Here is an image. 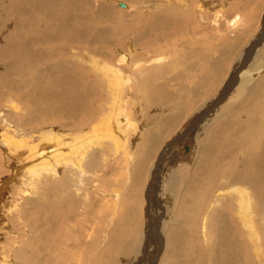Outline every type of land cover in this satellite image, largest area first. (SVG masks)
<instances>
[{
    "label": "bare ground",
    "instance_id": "bare-ground-1",
    "mask_svg": "<svg viewBox=\"0 0 264 264\" xmlns=\"http://www.w3.org/2000/svg\"><path fill=\"white\" fill-rule=\"evenodd\" d=\"M22 1L14 0L10 6H6L8 13L14 10L13 14H17ZM27 1L33 8L35 20L32 21L38 24V18H45L46 21L48 19V27L53 30L51 34L61 32V35L50 43L57 48L56 62L53 66L45 63V69L48 68L47 71L44 69L45 73L41 65V69L39 65L33 67L34 71L31 70L29 74L32 77L31 82L30 76L25 77L27 74L22 73L20 67L24 62L32 60L36 53H30L32 46L38 47V57H48L44 52L48 45L45 41L48 32L38 30L39 25L36 24L37 28L27 20L22 25L19 23L20 16L19 21L13 19L16 23L15 33L20 42L16 43L13 38H5L0 34V148L3 152L1 155L12 160L7 158L11 161L9 174L0 180V186L4 182L9 183L0 190V212H13L16 207L20 208L18 211L15 209L19 212L18 222L22 227H28L25 230L27 244L24 249H11L9 261L0 258V264H264V105L258 102L255 113L251 115L249 111L247 117L241 120L244 122L236 124L240 126L239 132L232 131V119L227 113L229 104L225 105L226 100L230 102L236 97L242 98L253 88L254 91L250 93L251 97L249 96L251 99L246 103V109L250 108L252 99L260 97L259 93L263 91L262 86L253 85V81L264 74V66L260 64V69L255 70L251 67L252 63H246L247 58L242 64L247 52L241 57L239 55L240 61L227 74L218 93L213 96L214 92L212 98L208 97L207 99H211L206 100L196 110L192 108L193 113L187 118L188 121L183 123L169 140L160 144L157 153L153 151L154 146L159 145L158 129L160 133L163 132L164 123L157 120L162 111L153 112L155 108L148 99L149 93L145 89L141 90V86L149 84V78H155L158 74L161 75H158L161 77L158 78L159 82L165 81L163 70L169 69L170 65H174L172 60L181 56L179 52L173 51L170 46L172 39L167 35L174 33L177 36V48L179 39L186 38L188 31L193 32L189 30L190 26L201 24L205 11L203 4L208 6L207 1L197 0L193 7V0H136L134 5L137 8H143L144 12L153 14L149 16L152 22L149 28L152 33L142 28L143 26H138V29H143L141 31L136 29L127 32L128 25V30L125 31L127 34L123 31L127 36L122 38L114 34L121 24L114 25L121 21L115 19L113 5L105 3L107 0H71L74 4L67 3L66 8L69 9L65 12L61 11L62 0ZM222 4L220 2L218 6L222 7ZM86 5L90 9L94 7L92 11H96L94 14H97V18L92 19L90 11L89 14L83 11L87 8ZM24 6L26 8V5ZM219 8L217 15L221 16L222 11ZM30 9L29 7L28 10ZM21 15L25 16L24 13ZM144 16L138 12L132 21L140 23L142 17L145 19ZM0 17L4 18L3 15ZM238 19L237 15L228 24L235 25ZM95 22L106 25L93 28L92 24ZM60 23H64V26L61 27ZM109 23L112 26L108 25ZM260 24L261 27L256 29L258 32H255L251 42L244 48L255 55L264 52V15L260 17ZM23 26H27L26 30L28 27L36 28V41L26 42L27 38L22 32ZM121 27L123 29L125 25ZM105 31L112 32L113 39L110 37L111 33L104 35ZM92 35L99 36L97 42ZM165 36L167 41L163 38ZM197 36L198 34H195V37ZM202 38L205 40L204 35ZM257 39H261L262 44L259 42L253 46ZM252 42L254 43L251 45ZM94 44L98 47L94 48ZM209 47L206 48L212 53L215 49L211 44ZM76 49L97 56L89 55L92 56L90 59L86 57V65H89L85 67L78 62L74 53ZM67 50H72V60L67 58L65 63L63 57L59 56ZM28 53L33 56L30 58ZM83 57H79V60ZM170 57L174 59L171 60ZM211 59L212 54L208 56V71L210 67L217 68ZM36 60L39 62L40 59L36 57ZM36 60L35 63H38ZM199 61L195 62L196 66L191 67L195 69L193 71L198 70ZM29 65L23 66L28 68ZM179 68L176 67V70ZM219 73L217 69L214 82L219 78ZM37 79L42 81V87L38 85ZM238 80L242 81L243 87L234 95ZM30 82L32 85L37 82L38 90L36 88L35 97L32 98L31 95V100L25 101L23 94L19 92L20 86H28ZM240 91L242 92L239 93ZM192 92L189 91L191 94ZM230 95L231 97H228ZM163 96L169 100L165 93ZM134 99H137L136 104H131ZM4 102L7 111L2 107L4 104L1 105ZM20 102L26 106L30 104L33 108L24 111L20 107L19 112ZM237 104L230 103L234 109L238 107ZM159 108L161 107L156 110ZM149 110L151 112H148ZM161 110L164 112V109ZM21 112H24V117ZM145 112L150 116L144 114ZM143 114L148 116V120L140 122L139 117ZM6 115L19 118L17 123L20 120L21 126L13 125ZM26 115L31 117L26 118ZM175 116L171 115L163 121H170ZM25 125L34 127L29 129ZM184 133H187L184 139L188 140V151H185V145L182 144L181 135ZM237 136L243 138L239 139ZM175 137L182 141L176 145L170 144L168 141L174 140ZM128 140L133 144H126ZM110 146L115 153L125 149L123 155H120L122 160L118 158L120 163L117 164L121 165V169L117 176H122V181L123 178H129L124 186V194L125 198L131 199L123 207L124 214L117 220L114 219L115 214H107L111 212V208L107 206H115L114 201L106 202L107 199L115 197L116 201L124 203L123 186L121 185V191L120 182L115 184V188H106L107 172L114 163L106 164L107 155L103 149ZM176 148L174 158L169 162L170 157L166 159V153ZM147 168L150 169L148 174ZM186 172L192 173V181L187 179L190 175L185 177ZM9 176L13 181L7 180ZM182 183L193 190L196 186L192 184H208L209 192L205 190L206 186L204 192L199 189L201 196L195 195L194 201L190 197V189H186L184 202L181 203L178 198L180 205L175 194L183 186ZM142 189L143 204L138 205L142 201L139 196ZM8 192L17 195L21 203L8 204L4 199ZM116 205L115 208L119 204ZM140 208H143L141 213ZM138 212L141 217L142 212H145L146 224L143 226L140 225L143 221L140 224L138 222ZM35 215L37 218L31 219V216L35 218ZM180 216L182 217L179 218ZM166 222H169L168 227ZM37 231L38 237L35 234ZM187 231L196 233L197 243L191 233L187 236ZM140 234L142 235L139 238ZM127 236L129 241L126 240ZM136 236L140 239L138 245L133 241ZM186 250L196 252L194 261L183 257L185 255L182 251Z\"/></svg>",
    "mask_w": 264,
    "mask_h": 264
},
{
    "label": "rangeland",
    "instance_id": "rangeland-1",
    "mask_svg": "<svg viewBox=\"0 0 264 264\" xmlns=\"http://www.w3.org/2000/svg\"><path fill=\"white\" fill-rule=\"evenodd\" d=\"M38 1H42V0H38ZM63 1L64 0H62L61 1V8L63 9V10H61V11H63V12H65V11H67V9H69V8H66L67 7V3H69V4H71V5H73L74 3H73V1L71 2V0H65L64 1V3H63ZM66 1H68V2H66ZM70 1V2H69ZM86 1H89V0H86ZM93 1H96V0H93ZM100 1H103L104 2V0H100ZM106 1V0H105ZM110 1V2H109ZM145 1V0H144ZM205 1H207V5L208 6H206L205 4H203V11H204V14L202 15V21H201V24L200 25H192V26H190V28H189V30H192L193 32H191V31H188V36H187V34L185 35L186 36V38L185 37H181V39H179L180 40V43L178 44V49L176 48V45H175V42L178 40L177 39V36H175L174 35V33H171V34H173L172 36H171V34L170 35H167L168 36V38H170V40L172 39V41H170V46L172 47V49H174L173 51L174 52H176V53H180V55L181 56H178V58L177 59H175V60H172V59H174L173 57H170V59L172 60V63L174 64V65H176V67H180L178 70H176V67H174V65H170L169 67V69H165V70H163L164 71V75L166 76V79H165V81H161V82H159L160 81V79H158V78H161V77H158V75H160V74H158L155 78H149V80H150V82H149V84L148 83H146V84H143L142 86H141V90H143V89H145V91L146 92H148L149 94V97L150 98H148V99H150L151 100V103L153 104V106H154V108H155V111H153L154 113L156 112V111H162V113H161V115H159V116H157V120L160 122V123H164L162 126H163V132L162 133H160V130L158 129V131H157V134H159L158 135V138H159V145L158 144H156V145H158V147L157 146H154V148H153V151H154V153L156 152H158L159 151V146H160V144L162 143V142H164V141H167V140H169L170 138H171V136L179 129V128H181L182 127V124L183 123H186L187 121H188V119L187 118H189V116L193 113V109L194 110H196L198 107H200V105H202V103L204 104L205 103V101L206 100H210L212 97V94L215 92V94H213V96L214 95H216L217 93H218V91H219V89H220V87H221V83L224 81V79H225V77L227 76V74L238 64V61H240V57L244 54V53H246V55L244 56V61L242 62V64L243 63H245V61H246V58H247V61H246V63H252L251 64V67L253 68V69H260L259 68V66H260V64L261 65H263L264 66V52L262 53V54H259V55H255L254 53H250L249 52V49H247V50H245L244 48H245V46H247V44H249L250 42H251V38L258 32V31H256V29L258 30V28L257 27H261V24H260V17L261 16H263L264 15V0H205ZM221 3H223L222 4V7L221 6H218L219 4H220V2ZM23 2H25V4L23 3ZM27 0H23L21 3H20V6H19V8L17 9V14H13L14 13V10H11V12L12 13H8V8L6 7V6H10L12 3H14V0H0V10H2L0 13L4 16V18L2 17H0L1 19H2V21H1V19H0V34H3L4 36L3 37H11V38H13V40H14V42H16V43H18V42H20V40L17 38V36H16V29L14 28V26L16 25V23H14V20L13 19H15V20H17V21H19L18 19H19V17L21 16V18H20V21L21 22H19V23H22V25L25 23V21L27 20L29 23H31V25H33V26H35V27H37L38 25V30H43V31H47L48 32V36H47V38L45 39V41L46 42H48V45L44 48V52H46V55L48 56L47 58H45V57H38L39 55V51H37L38 50V47H36V46H32V48H33V50H32V48H31V50H30V53H32L33 51H35L36 53L34 54V56L32 55V54H29L28 53V55H29V57L31 58L32 56V60H33V62H32V60L31 61H29L27 58V60L29 61V62H24V64H22L21 65V67H20V71L22 72V73H24V72H26V76L25 77H29V80L31 81L32 80V77H31V75H29V74H31V72L32 71H34L33 70V67H37V65H39V68H40V65H41V67H44V68H42L43 70L46 68V66L45 65H51V66H53L54 65V63L56 62V54L57 53H55L56 51L55 50H57V48L54 46V45H52V44H50L51 43V41L52 40H54L55 38H57V37H59L60 35H61V32H59V34L58 33H54V34H51V31H53L50 27H48V26H50L49 25V20L47 19V21L45 20V18H38V24L36 23V21H34L35 19H34V17H33V8H32V6H31V4L28 2ZM135 2H136V0H107L105 3H109V4H112L113 5V12H114V14H113V16L115 17V19L116 20H120L121 22H117L114 26H117V25H120L121 24V26H124L125 25V29L123 30L122 29V27L120 26L118 29H117V32L116 33H114L115 35L117 34L118 35V37H120V38H122L125 34H127V32H130L131 30L132 31H134V30H139V31H141V30H143L142 28H144V29H146L147 31H149V32H151L152 33V31H151V29L149 28V25H150V23H152V22H150V17L149 16H151V15H153L152 13H149V12H147L146 13V11L144 12L142 9L143 8H137V6H135L134 4H135ZM228 2V3H227ZM27 3V4H26ZM121 3H123V5H126V7L125 6H123ZM196 3H197V0L195 1V0H193V7L196 5ZM26 5V8H25V6L24 5ZM64 4V5H63ZM133 4V5H132ZM205 5V6H204ZM28 6V7H27ZM64 6V7H63ZM128 6V7H127ZM212 6L214 7V8H212ZM29 7L32 9H30V11L28 10L29 9ZM87 7V8H86ZM211 7V8H210ZM220 7V8H219ZM85 8L86 9H84L83 10V7H81L80 9L81 10H83L85 13H88L89 14V11H90V14H91V16L92 17H90V18H92V19H94V18H97V14H94L96 11H92V8L94 9V7H92L91 9L89 8V6H85ZM207 8V9H206ZM218 8L219 9H221L220 11H222V15L221 16H218L217 15V13H218ZM24 9H25V11H24ZM64 9H66V10H64ZM4 10V11H3ZM72 11L74 10V9H71ZM87 10H88V12H87ZM141 10V11H140ZM224 10V11H223ZM28 11V12H27ZM24 13L25 14V16H23V15H21L22 13ZM91 12H93V13H91ZM136 12V13H135ZM138 12H140L141 14H142V16L143 15H145L144 16V20H143V17L141 18V21H140V23H138L137 21H136V23L135 22H133L132 20H133V17H136V15H137V13ZM216 12V13H215ZM20 13V14H19ZM31 13V14H30ZM164 13V12H163ZM251 13V14H250ZM262 13H263V15H262ZM0 14V16H2ZM27 14V15H26ZM88 14H86V15H88ZM135 14V15H134ZM151 14V15H150ZM216 14V15H215ZM19 15V16H18ZM30 15H32V17H30ZM164 15V14H163ZM163 15H161V16H163ZM224 15V16H223ZM239 16V19L237 20V22L235 23V25H229L228 23L230 22V20H233V19H235L236 18V16ZM261 15V16H260ZM13 17V18H10V17ZM147 16V17H146ZM216 16H218V17H216ZM251 16H253V18L251 17ZM30 17V18H29ZM214 17V18H213ZM220 17V18H219ZM28 18V19H27ZM131 18V19H130ZM162 18V17H161ZM3 19H4V21H3ZM9 19H11L10 21H9ZM32 19H34L33 21H32ZM148 19V20H147ZM31 20V21H30ZM128 20V21H127ZM215 20H218V22L216 21L215 22ZM131 21H132V23H131ZM147 21V22H146ZM4 22V23H3ZM35 22V23H34ZM126 22V23H125ZM143 22V23H142ZM145 22V23H144ZM123 23H124V25H123ZM138 23V24H137ZM142 23V24H141ZM239 23V24H238ZM35 24V25H34ZM36 24H37V26H36ZM61 25V27H63L64 26V23H60ZM99 24V22L98 23H93L92 24V26H93V28H100V26H102L103 25V23L102 22H100V24ZM136 24V26H134ZM228 24V25H227ZM1 25H3V26H1ZM11 25V26H10ZM104 25H106V24H104ZM103 25V26H104ZM108 25H111V23H109ZM129 25V26H128ZM145 25V26H144ZM252 25V26H251ZM258 25V26H257ZM43 26V27H42ZM45 26H46V28H45ZM112 26V25H111ZM113 26V27H114ZM128 26V27H127ZM138 26H143L142 28L141 27H139L140 29H138ZM24 27V26H23ZM26 27L27 26H25L24 28H23V36L24 37H26L27 39V43H29V41H36L37 40V38H36V36L38 35V32H37V30H36V28H34V27H28L27 28V30H26ZM129 29H127V28ZM129 27H131V28H129ZM45 29V30H44ZM199 29V30H198ZM100 30V29H99ZM98 30V31H99ZM128 30V31H127ZM245 30V31H244ZM31 31V32H30ZM104 31V30H103ZM125 31H127V32H125V34H124V32ZM236 31V32H235ZM242 31V32H241ZM249 31V32H248ZM8 32V33H7ZM195 32V33H194ZM256 32V33H255ZM6 33V34H5ZM111 33V34H110ZM248 33V34H247ZM29 34H31V35H29ZM45 34H46V32H45ZM105 34H110V37L113 39V33L112 32H107V31H105V33H104V35ZM193 34V35H192ZM195 34H198V36L197 37H195ZM112 35V36H111ZM203 35L205 36V40H203ZM125 36H127V35H125ZM167 36H165V37H163V38H165V40L167 41ZM20 37V36H19ZM30 39H29V38ZM91 37H95L94 39H95V41L97 42V40H98V38H99V36H97V35H92ZM97 37V38H96ZM21 38V37H20ZM176 38V39H175ZM198 38V39H197ZM161 39V38H160ZM176 40V41H175ZM184 40H186L185 42H183ZM201 40H202V43H201ZM188 41V42H187ZM190 42V43H189ZM255 42V41H254ZM254 42H252L251 43V45L254 43ZM260 42V44H262V40L260 39H257V41L255 42L256 44H254L253 46H255V45H257L258 43ZM182 43V44H181ZM77 44H80V43H77ZM165 44V43H164ZM163 44V45H164ZM174 44V45H173ZM186 44H188V45H186ZM206 44V45H205ZM209 44H211L212 45V48H214L215 50H212V53L210 52V51H208L207 50V48H210L209 47ZM214 44V45H213ZM183 45V46H182ZM191 45V46H190ZM208 45V46H207ZM197 46V47H196ZM198 46H199V48H198ZM203 46V47H202ZM204 46H206L205 48H204ZM225 46V47H224ZM93 47L94 48H97L98 46H97V44H94L93 45ZM189 48V49H188ZM190 48H192L191 50H190ZM194 48V49H193ZM197 48V50H195ZM256 48V47H255ZM206 49V51H204ZM79 49H76L75 51H74V53L77 55L76 56V58H78L77 60H78V62L79 63H81L82 65H85V67H87V65H89V64H87L86 65V63L88 62V60H85L86 59V57L87 58H91L92 56H89V55H95V54H88V53H85L84 51H82V50H79ZM193 50V51H192ZM244 50V51H243ZM32 51V52H31ZM72 51V50H71ZM71 51H69V50H67L66 52H64L63 53V55H60L59 57H63V61L65 62V63H67V58L68 59H70V60H72L71 59V57L70 56H72V54L70 53ZM190 51H192V52H190ZM0 52H1V50H0ZM68 52V53H67ZM79 52V53H78ZM202 52V53H201ZM210 52V53H209ZM206 53H208V54H206ZM221 53V54H220ZM1 54V53H0ZM67 56H66V55ZM117 54V53H116ZM206 54V55H205ZM212 54V61H214V64H215V66L217 67V68H215V67H210V70L208 71V69H207V65H208V56L209 55H211ZM218 54V55H217ZM222 54H223V56H222ZM252 54V55H251ZM84 55H86V56H84ZM130 55H132V53H130ZM239 55H240V57H239ZM84 56V57H83ZM97 55H95V57H96ZM35 57V58H34ZM36 57L38 58V59H40L39 60V62H38V60H36ZM79 57L81 58V57H83V59L80 61L79 60ZM203 57V58H202ZM239 57V58H238ZM76 58H75V60H76ZM238 58V59H237ZM262 58V59H261ZM206 59V60H205ZM259 59V60H258ZM35 60H36V62H38V63H35ZM66 60V61H65ZM200 60V61H199ZM86 61V62H85ZM197 61H199L200 63H198L200 66H199V68H198V70H196V71H193V70H195V69H193V68H191V67H194V66H196V64H195V62H197ZM235 61V62H234ZM32 62V64H30ZM76 62V61H75ZM46 63V64H45ZM32 65V66H30V65ZM43 64V65H42ZM45 64V65H44ZM236 64V65H235ZM241 64V65H242ZM23 65H29L28 66V68H27V66H23ZM246 66V65H245ZM257 66V67H256ZM206 67V68H205ZM241 67V66H240ZM25 68V69H24ZM32 68V69H31ZM212 68V69H211ZM251 68V69H252ZM22 69V70H21ZM26 69H27V71H26ZM28 69H30L29 70V73H28ZM41 69V68H40ZM183 71H182V70ZM217 69L219 70V78L216 80V82H214V78L215 77H217ZM263 69H264V67H263ZM32 70V71H31ZM46 70V69H45ZM45 70L43 71L44 73H45ZM47 70H48V68H47ZM46 70V71H47ZM31 71V72H30ZM184 72V73H183ZM127 74L128 75H130L128 72H127ZM163 74V73H162ZM29 75V76H28ZM181 75V76H180ZM161 76V75H160ZM132 77V81L134 82L135 80V78H134V76L132 75L131 76ZM182 77V78H181ZM36 81H38V79L36 80ZM239 81V80H238ZM32 82V81H31ZM30 82V83H31ZM166 82V83H165ZM241 82L242 81H239V83L237 82V86L236 87H234V89L236 90L235 92H234V95L241 89V87H243L242 86V84H241ZM29 83V85L27 86H20L21 88H20V90L21 91H19L20 93H22L23 94V99L25 100V101H29V100H31V95H32V98L33 97H35L36 96V93H35V90H36V88L38 87V85L40 86V84H42V81L40 80V82L38 81V83L37 82H35V85H32V83L30 84ZM38 84V85H37ZM181 84V85H180ZM264 74H262L259 78H257L255 81H253V85H256V86H262V90L264 91ZM199 87H198V86ZM147 88H146V87ZM191 86V87H190ZM195 86V87H194ZM24 87V88H23ZM29 87H31V88H29ZM40 87H42V86H40ZM143 87V88H142ZM149 87V88H148ZM32 88L34 89V90H32ZM37 90H38V88H37ZM162 92H161V91ZM25 91V92H24ZM33 91V92H32ZM189 91H193L192 92V94L191 93H189ZM254 91V89L253 88H251L248 92H247V94L244 96V97H242V98H239V97H236L235 99H232V100H234V101H232V100H230V102H227V100H226V103H225V105H227V104H229L228 105V111H227V113H228V116H229V118H231L232 119V123H233V128H232V131H237V132H239V130H240V126H237L236 124H239L238 122H240V123H243V122H241V120L242 119H244V118H246L247 117V115H248V113H249V111H250V113H251V115L252 114H254L255 112V108L258 106V102H261L262 103V105H264V98L262 99V97H263V94L264 93H262L263 91H261V93H259L260 94V97H258L257 99H252V105H251V107L250 108H248V109H246V103H248V101L251 99L250 97H251V95L252 94H250V93H252ZM242 91H240L239 93H241ZM29 93H30V95H29ZM32 93V94H31ZM34 93V94H33ZM164 93H165V95H167L168 96V98H169V100H166L165 98H164ZM169 93V94H168ZM195 94H196V97H195ZM126 95H128L129 96V93H127ZM136 95V94H135ZM162 95V96H161ZM171 95V96H170ZM232 95V94H231ZM231 95L230 96H228V97H231ZM233 95V96H234ZM173 96V97H172ZM232 96V97H233ZM250 96V97H249ZM202 97V98H201ZM208 97H211L210 99H207ZM173 98V99H172ZM198 101L197 102V105H196V101ZM153 101V102H152ZM195 101V102H194ZM204 101V102H203ZM136 102H137V99H134V101H132L131 102V104H136ZM160 104H159V103ZM233 102H237L238 104H237V106L238 107H240V108H238L237 106V108L236 109H234L233 107H232V105L234 106V104H232V105H230V103H233ZM142 102H139V104H141ZM4 104V105H3ZM5 104H6V102H4V103H2L1 105H3L2 107L5 109V111H7V108H5ZM162 104V105H161ZM240 104V105H239ZM18 105H19V107H18V111L20 112V107L25 111H28V109H32L33 107L29 104V105H25L24 103H18ZM12 106H13V104H12ZM161 107V108H159V109H157L156 110V108L157 107ZM1 107V108H2ZM193 108V109H192ZM161 109H164V112H163V110H161ZM175 110V111H174ZM220 110V108L218 109V111ZM238 110V111H237ZM242 110V111H241ZM190 111H191V113H190ZM233 111V112H232ZM246 111H247V113H246ZM253 111V112H252ZM148 112H151L150 110L148 111ZM148 112H145L144 114H146L147 113V115L148 116H150L149 114H148ZM175 112V114H173ZM232 112V113H231ZM21 113H23V114H21L23 117H24V112H21ZM180 113V114H179ZM218 113V112H217ZM235 113H237L236 115H235ZM142 115V116H140L139 117V121L140 122H144V120H148V116L146 115ZM180 116H179V115ZM244 114V115H243ZM245 114H246V116H245ZM171 115H176L174 118H172L170 121H166V122H164L163 120H165L167 117H171ZM238 115H241V116H238ZM7 116V118L9 119V121L10 122H12V124L13 125H16L17 127H20L21 126V121L19 120V122L17 123V121H18V119L19 118H17L16 116H9V115H6ZM236 116V117H235ZM243 116V117H242ZM13 117V118H12ZM29 117H31V115H26V118H29ZM16 118V119H15ZM163 118V119H162ZM11 119H12V121H11ZM17 124H16V123ZM149 122L151 123V121L149 120ZM152 124V123H151ZM171 125V126H168V125ZM26 126V125H25ZM27 128H29V129H33V127H34V125H32V126H26ZM153 127V125H151V127L150 128H152ZM211 126H209V128H210ZM3 132V131H2ZM0 134H1V131H0ZM238 137V136H237ZM239 139L240 138H243V136L242 137H238ZM130 139V141L132 142V139L131 138H129ZM197 139V138H196ZM183 141H182V144H184L183 142L185 141V142H188V140L186 141L185 139H182ZM129 140L126 142V144L127 143H131ZM190 141H192V140H190ZM168 142H171V141H168ZM197 142V141H196ZM196 142H195V145H196ZM131 144H133V143H131ZM181 144V143H180ZM182 144H181V146L180 147H182ZM108 146V145H107ZM128 146H129V144H128ZM109 147V146H108ZM133 147V146H132ZM158 148V149H156V148ZM183 148L185 149V151H188V150H186V147L185 146H183ZM194 148V147H193ZM163 149V148H162ZM104 151H105V154L107 155V156H105V158L107 159L106 160V164H108L109 163V165L112 163H114L112 166H110L111 168H109V172H107V176H109L108 178H107V176H106V180H107V184H106V188L108 189H111V188H115L117 185H115L116 183H118V182H120V189H121V191H122V186H123V191H122V200L124 199V203H123V201H120V202H118V201H116L115 200V197H112L114 200H112V198L111 199H107L108 201H106V202H110V200L113 202V204L115 205V206H113L114 208H112V206H107L108 208H111V210H109V211H111V212H113L112 213V215H111V212H107V214H109L110 216H113L114 214H115V216H114V219L116 218V220L117 219H120L121 217H120V215L121 214H124L123 212H125V210L124 211H122L123 210V207L125 206V204H126V202H129L131 199L130 198H125V194H124V191H125V189H124V186H126L127 184V182L129 181L128 179V177L127 178H123V181H122V176L121 177H119L118 178V176H117V174H119V172H120V167H121V165L119 166V164H117V162L118 163H120V160H122V158L120 157V155H123V150H125V149H122L121 150V152H118V153H115L114 151H113V147H111L110 146V148H106V149H103ZM110 150V151H109ZM174 150H175V153H176V150H177V148L176 149H171V151H169L168 153H166V159L168 158V156L170 157V159L168 160L169 162L171 161V158H174V155H175V153H174ZM178 150H180V149H178ZM191 150H193L192 148H191ZM162 151V150H161ZM201 151V150H200ZM108 152V153H107ZM114 152V153H113ZM172 154H171V153ZM1 153H3L2 151H1V148H0V180H2L4 177H6L8 174H9V169L8 168H10V165H11V159L10 158H8V157H4L3 156V154L1 155ZM121 153V154H120ZM200 153V152H199ZM108 154H111V155H108ZM109 156V157H108ZM155 156V155H154ZM172 156V157H171ZM4 157V158H3ZM10 159V160H8V159ZM108 158H110V159H108ZM120 160H119V159ZM6 159H7V161H9V162H7L6 161ZM6 161V162H5ZM3 163H5V164H3ZM10 163V164H9ZM122 163V162H121ZM222 164V163H221ZM166 165V164H165ZM118 166H119V168H118ZM6 167H7V169H6ZM164 167V166H163ZM165 168V167H164ZM119 170V171H118ZM149 168H147V170H146V174H148V172H149ZM187 174L185 175V177H187L188 175H190V176H188L187 177V179H188V181L190 182V181H192V177H193V175H192V173H188V172H186ZM3 175V176H2ZM11 176V175H10ZM9 176V178L7 179V180H9V181H13V180H11L12 178ZM111 177V178H110ZM123 177H125V176H123ZM146 177V176H145ZM111 179V180H110ZM114 179V180H113ZM119 179V180H118ZM191 179V180H190ZM6 180V181H7ZM108 180H109V182H108ZM116 180H118L117 182H115ZM127 181V182H126ZM122 182V183H121ZM124 182V183H123ZM181 182H183L182 180H181ZM124 184V185H123ZM8 186L9 185V183L8 184H5V182L3 183V184H1V186H0V188L1 187H3V188H1L0 190L2 191V189H4L5 188V186ZM122 185V186H121ZM181 185V184H180ZM182 185H183V183H182ZM181 185V186H182ZM193 186H196V188H195V190H193V189H191L190 187H188L187 188V186H182V187H180V189L177 191V194H175V196L177 197V199L179 198L182 202L181 203H183L184 202V197H186V189L188 190V189H190V190H188L189 191V194H190V197L191 198H193L194 199V201H195V195H197V196H201V193L202 192H204L206 189V191L207 192H209V189L207 188V187H209V185L208 184H199L198 183V185H196V184H192ZM112 186V187H111ZM206 186V187H205ZM185 187V188H184ZM202 187V188H201ZM204 187H205V190H204ZM199 189H202V192H198L199 191ZM182 190V191H181ZM214 189H213V187H212V191H213ZM180 191V192H179ZM185 191V192H184ZM191 192V193H190ZM9 193V194H8ZM8 193H6L5 194V196H4V199H6L7 200V202H9L8 204H10V203H12V202H15V203H17V204H20L21 203V201L19 200V198H17L18 196L17 195H13V193H11L10 194V192H8ZM181 195H180V194ZM182 193H183V196H182ZM206 193V192H205ZM179 194V195H178ZM192 194H194L193 196H192ZM10 195V196H9ZM163 195V191L160 193V198H161V196ZM139 196H141V198H142V201H141V203H139V201H138V205H142L143 204V198H144V193H143V189H142V193H140L139 194ZM31 198V197H30ZM184 198V199H183ZM16 199H17V201H16ZM126 199V200H125ZM179 199L177 200L178 202H179ZM11 200V201H10ZM20 202H19V201ZM129 200V201H128ZM115 201L120 205H118V207L120 208H115L117 205V203H115ZM15 203H13V204H15ZM25 203V202H24ZM121 203V204H120ZM181 203L179 202V204L181 205ZM106 204V203H105ZM123 204V205H122ZM137 205V206H138ZM106 206L104 207L105 209H106ZM141 207V206H140ZM17 208V209H16ZM15 209L18 211V209H20V208H18V207H16ZM2 209H3V207H2ZM15 209H13L12 211L13 212H9L8 210H6L5 211V213L6 214H8V216L2 211V213L0 212V221H2V223L0 224V258L2 259V258H4V259H7V261H9V258H8V256H9V252H10V250L11 249H13V248H21V249H24V247L26 246V244H27V235H26V231L25 230H27V228L28 227H22L21 226V224L18 222V215H19V212H17ZM27 209H30V208H27ZM115 209L117 210V211H119V213L117 212V211H115ZM113 210V211H112ZM31 211H32V209H31ZM107 210H105V212H106ZM141 211H143V208H140L139 209V212L141 213ZM138 212V213H139ZM9 213H10V215H9ZM140 213L138 214L139 216H138V222H139V224L142 222V224H140V225H142L143 226V224H146V218H145V212L143 213L142 212V217L140 216ZM3 214V215H2ZM5 216V217H4ZM122 216V215H121ZM144 216V217H143ZM9 217V218H8ZM141 217V218H140ZM182 216H180L179 218H181ZM37 218V215H35V218H34V216H31V219H36ZM4 219V220H3ZM141 219V220H140ZM188 219H190V218H188ZM8 221V222H7ZM154 221H155V224H157V222H156V219L154 218ZM153 221V222H154ZM179 221H181V220H179ZM6 223V224H5ZM37 223V222H36ZM164 223H165V221H164ZM167 224H165V225H167V227H168V224H169V222H166ZM6 226H5V225ZM138 224V225H139ZM195 224V223H194ZM194 224H190V225H192V226H195ZM164 225V228L166 227ZM175 225H177V224H175ZM171 226H172V224H171ZM198 226V225H197ZM2 227V228H1ZM167 227H166V229H167ZM14 228V229H13ZM8 229V230H7ZM141 229H142V227H141ZM190 230H192V227H190L189 228ZM11 232H10V231ZM16 231V232H15ZM19 231V232H18ZM197 231V230H196ZM4 232H6V233H4ZM13 232V233H12ZM2 233H4V234H2ZM190 233H191V236H192V238L194 239V241L196 240V233L195 232H193V231H187V236H188V234H189V236H190ZM36 234V236L38 237V231L35 233ZM2 235L4 236V237H2ZM141 235L142 234H140V236L138 235V237L140 238L141 237ZM193 235H195V236H193ZM211 237L213 238V240H214V233H212L211 234ZM139 238H137V236L134 238V240L133 241H135V245H138L139 244V242H140V239ZM25 240V241H24ZM126 240L127 241H129L130 240V238H129V236H127L126 237ZM139 241V242H138ZM2 242V243H1ZM4 242V243H3ZM196 243H197V241H195ZM16 243V244H15ZM133 244V243H132ZM187 246L188 245H186L185 247L187 248ZM3 247V248H2ZM191 248V247H190ZM188 251V252H187ZM190 251V252H189ZM3 252V253H2ZM187 252V253H186ZM182 253L185 255V256H183V257H188V258H190V260L192 259L193 261L196 259V252L195 251H193V250H186L185 252L184 251H182ZM186 253V254H185ZM194 253V254H193ZM192 256V257H191ZM194 256V257H193ZM183 260V259H182ZM157 263V262H156ZM10 264H13L12 262L10 263ZM157 264H159V263H157ZM192 264H197V262L195 263H192Z\"/></svg>",
    "mask_w": 264,
    "mask_h": 264
},
{
    "label": "water",
    "instance_id": "water-1",
    "mask_svg": "<svg viewBox=\"0 0 264 264\" xmlns=\"http://www.w3.org/2000/svg\"><path fill=\"white\" fill-rule=\"evenodd\" d=\"M186 134L187 133H184L183 135H181V137H182V139H184V137L186 138ZM178 137H175L174 138V140H172L171 142H170V144H173V145H176V143H178V142H180V141H182V140H179L178 141V139H177ZM184 144L183 145H185V147H186V150H189V147H188V142H183ZM173 145H171V146H173ZM169 146V145H168Z\"/></svg>",
    "mask_w": 264,
    "mask_h": 264
}]
</instances>
